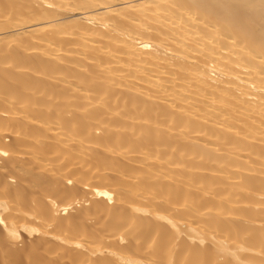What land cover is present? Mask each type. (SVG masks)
Returning <instances> with one entry per match:
<instances>
[{"label": "bare ground", "instance_id": "obj_1", "mask_svg": "<svg viewBox=\"0 0 264 264\" xmlns=\"http://www.w3.org/2000/svg\"><path fill=\"white\" fill-rule=\"evenodd\" d=\"M0 264H264V0H0Z\"/></svg>", "mask_w": 264, "mask_h": 264}]
</instances>
